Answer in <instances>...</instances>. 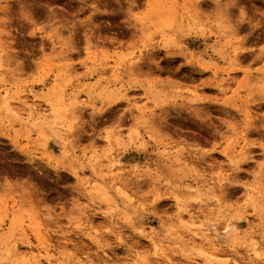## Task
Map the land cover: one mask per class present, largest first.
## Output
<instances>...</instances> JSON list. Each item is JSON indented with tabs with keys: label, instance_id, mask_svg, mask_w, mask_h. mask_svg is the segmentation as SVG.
Returning <instances> with one entry per match:
<instances>
[{
	"label": "rangeland",
	"instance_id": "rangeland-1",
	"mask_svg": "<svg viewBox=\"0 0 264 264\" xmlns=\"http://www.w3.org/2000/svg\"><path fill=\"white\" fill-rule=\"evenodd\" d=\"M0 108V264H264V0H0Z\"/></svg>",
	"mask_w": 264,
	"mask_h": 264
},
{
	"label": "bare ground",
	"instance_id": "bare-ground-1",
	"mask_svg": "<svg viewBox=\"0 0 264 264\" xmlns=\"http://www.w3.org/2000/svg\"><path fill=\"white\" fill-rule=\"evenodd\" d=\"M215 73H217V72H215ZM8 98V97H7ZM10 98V97H9ZM9 100V99H8ZM21 102V101H20ZM25 103V102H24ZM9 106V105H8ZM0 110H1V108H0ZM2 111V110H1ZM20 114V113H19ZM31 118V117H30ZM31 122V121H30ZM27 123V122H26ZM29 125V124H28ZM197 192H200V191H197ZM189 216H190V222H191V224H194L195 222H196V218L194 217V216H192V214H189ZM235 230H236V227L233 225V224H227L226 226H225V229H224V233H223V235L222 236H220V240H221V242L223 243V242H227L228 241V238L235 232ZM209 233H212V234H214V233H216V229L213 227V226H211V227H209V228H207V231H206V233H199V232H194V236L195 237H197V238H200V239H206L207 238V234H209ZM209 238V237H208ZM222 238V239H221ZM263 238V237H262ZM155 240V239H154ZM155 242V241H154ZM156 243V242H155ZM161 242H159V245H161L160 244ZM157 244V243H156ZM158 245V246H159ZM160 247V246H159ZM260 248V247H259ZM262 248V247H261ZM161 249V248H160ZM254 255L257 257V258H259V259H263L264 260V253H259L258 252V250H254ZM166 258H167V256H165Z\"/></svg>",
	"mask_w": 264,
	"mask_h": 264
}]
</instances>
